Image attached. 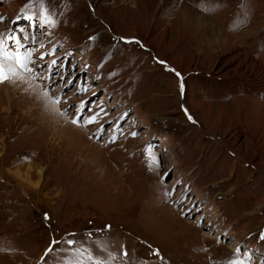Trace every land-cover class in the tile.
<instances>
[{
    "label": "rangeland",
    "instance_id": "rangeland-1",
    "mask_svg": "<svg viewBox=\"0 0 264 264\" xmlns=\"http://www.w3.org/2000/svg\"><path fill=\"white\" fill-rule=\"evenodd\" d=\"M0 17L57 60L67 110L27 73L0 83V264H76L67 239L109 264H264V81L241 64L264 74V0H0ZM82 100L106 115L74 125Z\"/></svg>",
    "mask_w": 264,
    "mask_h": 264
},
{
    "label": "snow or ice",
    "instance_id": "snow-or-ice-1",
    "mask_svg": "<svg viewBox=\"0 0 264 264\" xmlns=\"http://www.w3.org/2000/svg\"><path fill=\"white\" fill-rule=\"evenodd\" d=\"M32 19H35L34 17ZM0 21H3V17H0ZM54 24V20L50 18L49 13L47 10H44L40 16L39 26L43 28H48L49 26ZM23 39H28V37H24ZM126 39V38H121ZM7 40L10 42L13 47L6 48L4 41ZM32 42L35 43V37H32ZM137 43H139L137 41ZM25 45L21 42V37L18 35H14L12 32L9 33H0V83L9 80V79H15L17 76H19L21 73H27L29 74L30 78L33 80H38L40 83L36 86L38 88L45 99L46 105L50 106L58 115L65 116L67 115V110H61L59 105L62 103L61 96L51 95L52 89L57 86V83L54 80V76L60 75V72L57 69V60L53 59L50 64L47 66L43 64H37L35 61L31 58V53L24 54L21 52V49L24 48ZM43 47V45H41ZM56 49L53 48L48 53H43L40 56V60L43 61L47 55L55 56ZM4 61H9L10 63L5 66ZM163 63V62H162ZM45 68H47L48 74L45 75ZM170 71H175L174 69H169ZM177 76H180L178 72H176ZM63 79V77H61ZM65 83H68V81L65 80ZM46 85V86H45ZM35 90V89H34ZM87 89L84 88V86H81V94H83ZM180 90L183 92L184 85L181 80L180 83ZM66 103V101H64ZM76 108V112H73V119L71 122L74 125L80 126V124L83 122L85 125L96 123L102 114L106 115L104 112V109L101 107L98 111H93L89 109V111H93V114L87 117H82L81 115H78V113H82L84 108L86 107V102L81 101L80 106H72ZM186 111V115H188V119L192 121L191 115H189ZM194 122V121H193ZM133 136L136 135L135 132L132 133ZM150 147V146H149ZM156 167H160V162L156 158H152ZM163 178H167L166 173H161ZM167 195V193H166ZM110 227V226H109ZM89 235H91L89 233ZM261 240H264V233L260 236ZM58 241L53 240L52 244L49 246V249L46 250L45 255L48 254V252L53 251V245H56ZM69 248L73 251L75 255L79 257V259L76 261V264H109L108 260L101 259L95 255H93L92 251L87 248H78V249H72V246L76 244V241L73 239H67L64 241ZM240 253V249H237V254ZM121 255L124 257L128 256V252L126 250H122ZM154 255L159 256V252L156 251ZM110 257H112V254H109ZM43 259V258H42ZM46 264V262H45ZM232 264H243L242 261H234Z\"/></svg>",
    "mask_w": 264,
    "mask_h": 264
},
{
    "label": "bare ground",
    "instance_id": "bare-ground-1",
    "mask_svg": "<svg viewBox=\"0 0 264 264\" xmlns=\"http://www.w3.org/2000/svg\"><path fill=\"white\" fill-rule=\"evenodd\" d=\"M223 43H225V42H223ZM250 60L247 59V58H244V59H242L241 64H245L247 66V68L246 67L245 68L248 71H250L251 74L255 75L256 77H259V79L262 80V82H263L264 81V74H263L262 70L259 68L258 64L255 61H253V60L250 61ZM165 65L168 67V69H174L175 70L174 72L178 71L176 68L171 66L170 63H165ZM103 99H105V98H103ZM95 109H96V107H95ZM84 126H86V125L84 124ZM65 130H66V134L69 137L75 138L76 135L79 137V140L82 142L81 146H79V147L85 149L89 155H92L95 158H97V156H99V154H100V152L102 150L101 145L93 143L94 141L93 142H89L87 140L88 138L86 137V134H85V131L83 130V127L77 128V127L73 126L71 123H66ZM86 144H88L87 147H85ZM235 155L237 157L239 154L235 153ZM13 177L16 178V180L18 182V185L21 187V189L25 190L24 192H26V190H28V189H32V186H31V184L29 182L20 181V179H19V177L17 175H13ZM207 238H209V237H207ZM210 239H213V237H210Z\"/></svg>",
    "mask_w": 264,
    "mask_h": 264
},
{
    "label": "flooded vegetation",
    "instance_id": "flooded-vegetation-1",
    "mask_svg": "<svg viewBox=\"0 0 264 264\" xmlns=\"http://www.w3.org/2000/svg\"><path fill=\"white\" fill-rule=\"evenodd\" d=\"M187 76H188V75H187ZM187 76H186V77H187ZM185 79H186V78H185Z\"/></svg>",
    "mask_w": 264,
    "mask_h": 264
}]
</instances>
